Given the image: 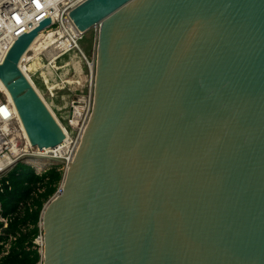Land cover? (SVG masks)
I'll use <instances>...</instances> for the list:
<instances>
[{"label": "water", "instance_id": "95a60500", "mask_svg": "<svg viewBox=\"0 0 264 264\" xmlns=\"http://www.w3.org/2000/svg\"><path fill=\"white\" fill-rule=\"evenodd\" d=\"M68 15L100 25L93 109L42 212V264H264V0H87ZM47 24L0 65L39 150L65 136L19 62Z\"/></svg>", "mask_w": 264, "mask_h": 264}, {"label": "built area", "instance_id": "2783aa9c", "mask_svg": "<svg viewBox=\"0 0 264 264\" xmlns=\"http://www.w3.org/2000/svg\"><path fill=\"white\" fill-rule=\"evenodd\" d=\"M87 0H0V65L3 64L7 54L16 43L17 39L23 34H28L37 29L40 24L48 20V24L38 32V34L52 33L58 36V42L51 48L38 52L36 50L26 51V62L29 65L31 60H35L38 56L44 58L46 66L52 70H57L55 62L66 54L77 51L85 60L83 52L80 49L79 41L83 39L85 33L77 30L73 24L70 14L78 6ZM100 25H95L91 30L95 36L94 54L91 64L87 62L89 67L88 91L86 97H73L70 102L69 117L67 125L70 133H68V142L71 144L70 156L65 160L64 165L67 169L68 164L72 163L76 151L80 145L84 131L90 120L93 109L94 80H95V64H96V40ZM37 53V54H35ZM28 54H31L29 57ZM22 57L20 59V62ZM29 79L33 83L31 77ZM43 84L48 91H54L56 84L52 83L49 88L48 79L41 78ZM34 85V83H33ZM35 86V85H34ZM51 108V107H49ZM55 116V115H54ZM58 121V119L56 118ZM16 122V117L8 100L0 99V179L4 177L16 163L21 159L29 160H60L62 154L68 149L61 151L58 147L49 149L51 152H37L38 149L21 152L14 156L12 151V133L5 128ZM59 122V121H58ZM18 146V143H16ZM18 148V147H17ZM44 149H42L43 151ZM41 152V151H40ZM61 152V153H60ZM10 168V169H9ZM65 169V171H66ZM48 169L41 170L38 175L45 173ZM65 173V172H64ZM59 192H56V194ZM55 194V195H56ZM0 221L6 223L3 219ZM41 239H42V235Z\"/></svg>", "mask_w": 264, "mask_h": 264}, {"label": "trees", "instance_id": "16d2710c", "mask_svg": "<svg viewBox=\"0 0 264 264\" xmlns=\"http://www.w3.org/2000/svg\"><path fill=\"white\" fill-rule=\"evenodd\" d=\"M92 42L91 36V45ZM39 80L34 85L45 94ZM48 83L54 82L49 79ZM62 166L57 163L38 175L31 166L18 162L0 179V219L6 222L0 221V264H42V247L35 240L43 235V209L62 184Z\"/></svg>", "mask_w": 264, "mask_h": 264}, {"label": "rangeland", "instance_id": "374dc122", "mask_svg": "<svg viewBox=\"0 0 264 264\" xmlns=\"http://www.w3.org/2000/svg\"><path fill=\"white\" fill-rule=\"evenodd\" d=\"M91 36L93 37L92 45ZM79 46L84 56L86 57V60L77 51H72L66 54L65 56L59 58L55 62V67L57 68V70H52L50 67L46 66L45 59L41 58L40 60V56H38L35 60H31V63L33 61H36L37 63L35 62L36 64L32 66L31 70L28 72V75L31 77L34 84H36V79L39 80V78L42 77L48 80L54 79V85L56 84L54 91H48V89H46L45 85L42 84L40 80L39 81L44 86L46 93L41 94L38 90L37 91L41 94L42 98L46 101L47 105L49 107L51 106L52 109H54V112L56 113V115L54 114L55 117H58V121L61 122V124L67 129L69 133L70 129L67 125V119L69 117L70 102L73 97H86V93L88 91L89 67L87 65V62L89 63V65L91 64L95 46V36L92 30H89L85 33L83 39L79 41ZM28 56L30 57L31 54H28ZM39 81L38 83L40 84ZM51 84L48 85L49 88L51 87ZM5 98V95L0 92V99ZM9 128L11 130H16V122L11 124ZM17 143L18 147L21 148L23 145L22 141L18 139ZM33 150L35 151V149ZM70 150L71 144L69 145L68 149L62 154V158L58 161L44 159H38L34 161L29 159H21L20 162L31 166L36 173H39L41 170L48 169L50 168V166L55 165L57 163H62L63 166L61 170L65 172L66 167L64 165V159L70 156ZM35 244L39 246V248L42 247L41 236H39L35 240Z\"/></svg>", "mask_w": 264, "mask_h": 264}, {"label": "bare ground", "instance_id": "6f19581e", "mask_svg": "<svg viewBox=\"0 0 264 264\" xmlns=\"http://www.w3.org/2000/svg\"><path fill=\"white\" fill-rule=\"evenodd\" d=\"M58 36L55 34H52V33L42 34V35L37 33V35L34 37L32 43L29 45V47L27 48L26 51L36 50L38 52H42L43 50H47V49L51 48L52 46H54L55 44H57ZM35 54H37V53H35ZM25 59H26V55H23L21 62H19V69L22 72V74L24 75V77L28 80V82L33 87V83L29 79L28 72L31 70V67L34 66L37 62L35 61L36 62L35 63L33 61L34 63L32 62V63H29V65H28ZM0 92H2L5 95L6 100H8V102L11 104L12 109H13V113L16 117L17 129L11 130L9 127L5 128L7 131L10 130L12 133L11 143H12V151L14 152V156L18 155L21 152V149L24 152H28V150H30V149H38V148H34L31 146L30 140H29L27 133L23 127V124H22V122H21V120L17 114V111H16V108L13 104L12 98H11L9 92L6 90V88L4 87V85L1 81H0ZM37 93H38V96L40 97L41 101L45 105V107L48 109V111L50 112V114L52 115V117L54 118V120L57 122L58 126L60 127V129L64 133V136H65L64 143L62 145H60L58 148L61 151H64V150H66V148L69 145L68 133L66 132L64 127L56 120V117H54L53 112L51 111V109L47 105L46 101L42 98L41 94L38 91H37ZM18 139L22 141L23 145L21 148H19L16 145ZM37 152L42 153V152H51V151H49V149H44L43 151L38 149Z\"/></svg>", "mask_w": 264, "mask_h": 264}, {"label": "crops", "instance_id": "0c3cea01", "mask_svg": "<svg viewBox=\"0 0 264 264\" xmlns=\"http://www.w3.org/2000/svg\"><path fill=\"white\" fill-rule=\"evenodd\" d=\"M51 80H52L53 82H55L54 79H51Z\"/></svg>", "mask_w": 264, "mask_h": 264}]
</instances>
